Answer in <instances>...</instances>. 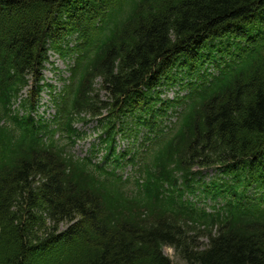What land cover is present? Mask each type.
<instances>
[{"label": "trees", "instance_id": "obj_1", "mask_svg": "<svg viewBox=\"0 0 264 264\" xmlns=\"http://www.w3.org/2000/svg\"><path fill=\"white\" fill-rule=\"evenodd\" d=\"M94 119L100 163L71 153ZM164 248L264 264V0H0V264H172Z\"/></svg>", "mask_w": 264, "mask_h": 264}, {"label": "rangeland", "instance_id": "obj_2", "mask_svg": "<svg viewBox=\"0 0 264 264\" xmlns=\"http://www.w3.org/2000/svg\"><path fill=\"white\" fill-rule=\"evenodd\" d=\"M50 56L51 57L49 58V60H50L51 64L46 65V69L43 72L44 78H45V81L47 83L52 84V85L60 88L62 84L59 80L60 79L67 80L69 78V74L66 71L67 64L65 62L61 61L60 59H58L56 56H53L52 54H50ZM52 64L54 65V68L52 67ZM57 91H59V90L57 89ZM174 91H175V89H172V91L164 90V93L162 94V98H164V99L172 98L174 96ZM41 96L42 97L40 100V105L45 106V108L41 107L39 110V114L42 113L45 109L48 111L49 114H53L54 109H53L52 103L49 100L48 93L46 91H43ZM94 125H95V123L88 125V127L78 126V128L81 129L80 131L83 132L84 134H86V137H84V140L79 142L77 144V146L75 147V149L73 150V152H75L76 156H85L86 150H89L92 145H96L99 149L102 150L98 154L99 157L102 156L104 147L101 146V143H99L98 133L91 130V128ZM120 148H121V146H120ZM193 171H198V169H194ZM201 174L203 176L205 174H207L205 181H209V180L213 179L215 176H217V172L213 171V170H206V171L203 170L201 172ZM163 254L172 262V264H185L182 260H180V258L170 248H164Z\"/></svg>", "mask_w": 264, "mask_h": 264}]
</instances>
